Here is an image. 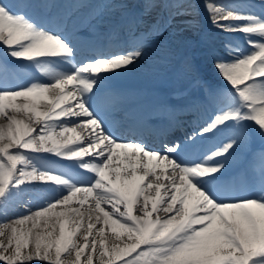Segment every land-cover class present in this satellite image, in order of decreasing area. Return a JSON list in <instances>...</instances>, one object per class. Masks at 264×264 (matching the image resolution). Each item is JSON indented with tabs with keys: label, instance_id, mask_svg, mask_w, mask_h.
Segmentation results:
<instances>
[{
	"label": "snow or ice",
	"instance_id": "obj_1",
	"mask_svg": "<svg viewBox=\"0 0 264 264\" xmlns=\"http://www.w3.org/2000/svg\"><path fill=\"white\" fill-rule=\"evenodd\" d=\"M120 2L131 40L82 54L32 13L44 0H0V46L18 62L0 60V264H264V0L259 11L205 0L211 23L247 47L209 50L219 80L200 85L212 115L159 147L146 134L183 110L165 106L166 126L138 121L125 134L114 117L127 97L108 81L146 63L153 43L157 70L167 66L173 33L195 27L199 5L140 0L136 12ZM22 68L38 75L10 83ZM242 153L248 168L231 174ZM26 197L42 203L8 219Z\"/></svg>",
	"mask_w": 264,
	"mask_h": 264
},
{
	"label": "bare ground",
	"instance_id": "obj_2",
	"mask_svg": "<svg viewBox=\"0 0 264 264\" xmlns=\"http://www.w3.org/2000/svg\"><path fill=\"white\" fill-rule=\"evenodd\" d=\"M199 5L197 13L194 17L195 19V27L194 28H185L183 26L180 27L179 32L180 35L174 36L173 47L175 49V55L171 58L169 64L163 68L157 70V66L155 64L156 59L158 58L157 53L159 49L157 48V44L153 43L151 46L152 52L150 53L149 59L142 66H146L148 68L141 69L138 73L133 72H121V75L125 78H140L143 80H154L161 77L163 74L170 72V69L176 64V61L180 57L184 55V52H187L188 44H194V49H192L189 54L196 55L194 61H189L193 68L198 70H204L207 73L208 77L212 80L218 81L219 78L215 73V69L212 66V60L209 56V50H220L223 46L224 40L221 32L211 23L209 15L204 8L205 0H196ZM226 3H238L239 0H224ZM67 9H72L74 7L65 4ZM79 14H85L86 11H76ZM122 14L123 9L121 7V2L118 1L117 4L114 5L113 8L109 9L108 13L99 17L101 20V24L97 26L95 32L104 31L110 24L117 23L115 19L118 17V13ZM206 31L205 36H201L200 32ZM188 60V59H187ZM127 97V96H126ZM0 122H3L0 120ZM34 208L31 209L36 211L38 207L41 205L40 202H36L34 204ZM28 210H21L18 205H14L8 213V219H13L18 216H22L27 213ZM2 219V217H0Z\"/></svg>",
	"mask_w": 264,
	"mask_h": 264
}]
</instances>
